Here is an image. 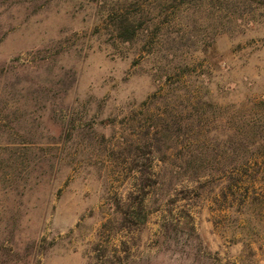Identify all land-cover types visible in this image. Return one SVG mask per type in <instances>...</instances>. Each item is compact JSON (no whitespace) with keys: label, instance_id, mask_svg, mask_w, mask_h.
Segmentation results:
<instances>
[{"label":"rangeland","instance_id":"1","mask_svg":"<svg viewBox=\"0 0 264 264\" xmlns=\"http://www.w3.org/2000/svg\"><path fill=\"white\" fill-rule=\"evenodd\" d=\"M0 264H264V0H0Z\"/></svg>","mask_w":264,"mask_h":264},{"label":"trees","instance_id":"2","mask_svg":"<svg viewBox=\"0 0 264 264\" xmlns=\"http://www.w3.org/2000/svg\"><path fill=\"white\" fill-rule=\"evenodd\" d=\"M120 34L124 37V40L129 41L132 39L133 35L135 34V31H131V29L126 27Z\"/></svg>","mask_w":264,"mask_h":264}]
</instances>
